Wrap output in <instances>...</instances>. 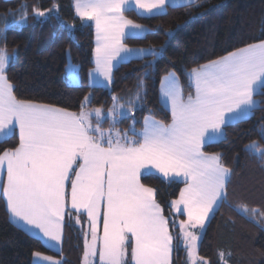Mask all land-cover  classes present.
Here are the masks:
<instances>
[{"label":"snow or ice","instance_id":"1","mask_svg":"<svg viewBox=\"0 0 264 264\" xmlns=\"http://www.w3.org/2000/svg\"><path fill=\"white\" fill-rule=\"evenodd\" d=\"M192 3L74 0V8L82 22L95 24L96 70L111 83L113 61L120 63L132 56L155 58L164 47H127L123 42L126 36H143L150 29L129 19L126 12L136 9L157 15L168 6ZM27 7L20 6L19 19H14L13 25L27 22ZM57 11L55 3L47 9L33 5L31 15L39 19ZM9 27L5 23L0 32ZM14 56L15 49L9 53L6 45L0 46V142L19 130L18 146L0 154V170L6 171L7 177L0 192L10 220L19 228L38 230L36 235L42 234L46 244L54 242L50 246H56L62 239L65 217L79 224L86 215L91 242L85 241L84 264H95L97 257L99 264H173V249L179 248L181 241L188 264H211L199 255L198 242L210 213L228 203L232 170L220 153H206L203 147L223 137L222 126L247 118L259 107L253 97L264 94V39L192 68L188 74L195 95L189 94L186 100L175 74L170 73L163 94L171 103L172 122L145 117L142 131L132 137L127 132L121 134L114 125L118 117L132 111L134 101L120 112L125 105L113 96V106L107 110L112 124L104 129L105 114L101 107H88L89 96L84 97L79 112L18 99L6 71ZM67 78L77 81L74 67L68 66ZM93 80L100 82L99 77ZM243 148L264 165V144L253 140ZM156 173L170 181L183 178L185 184L179 197L170 202L172 210L187 217L179 221L176 235L157 202V190L142 182ZM236 207L264 227V212L242 204ZM101 224L102 235L98 231ZM171 224L177 227L175 221ZM232 255L230 249L218 250V264H230ZM32 256L33 264H61L39 251H33Z\"/></svg>","mask_w":264,"mask_h":264},{"label":"trees","instance_id":"2","mask_svg":"<svg viewBox=\"0 0 264 264\" xmlns=\"http://www.w3.org/2000/svg\"><path fill=\"white\" fill-rule=\"evenodd\" d=\"M54 3L58 5L57 12L32 18L33 5L47 9ZM21 5L28 6L29 16L26 23L17 27L12 24L16 17H12L11 11ZM125 15L150 31L141 37H126L124 44L157 50L163 45V50L155 58L146 56L121 62L114 68L108 87L92 86L88 72L94 65V29L91 23L82 22L77 16L73 0H0V25H10L4 31L0 46L6 45L9 53L15 49L6 71L16 97L78 112L85 96L89 95L88 106L108 109L114 94L127 105L129 101L140 103L138 107L134 103L136 108L131 115L116 122L114 126L121 131L131 126L140 128L147 115L168 124L171 113L158 97V86L166 72L177 73L186 100L189 94L195 93L188 74L192 68L264 39V0H193L191 6H168L163 14L140 15L132 10ZM67 51L71 61L79 66V84H69L63 77ZM143 79L145 85L140 83ZM142 86L144 96L136 100L134 92L139 90L142 95ZM254 98L259 107L250 116L228 123L220 140L203 147L206 153H220L225 165L232 170L227 185L228 203L214 212L198 246L199 255L211 264H218V250L229 249L233 253L230 264H264V227L236 207L242 204L264 212V165L243 148L253 140L264 144L261 139L264 94L254 95ZM103 123L110 124L109 120ZM18 143L19 137L14 132L0 142V154ZM142 182L157 190V202L176 235L182 216L170 208V202L178 197L183 183L157 174L142 178ZM172 221L176 222V228L172 227ZM81 222L84 225L79 226L74 218L69 220L66 216L63 247L57 252L10 220L0 194V264H32L33 251L63 257V264H80L85 217ZM173 264H186L182 246L174 247Z\"/></svg>","mask_w":264,"mask_h":264},{"label":"crops","instance_id":"3","mask_svg":"<svg viewBox=\"0 0 264 264\" xmlns=\"http://www.w3.org/2000/svg\"><path fill=\"white\" fill-rule=\"evenodd\" d=\"M73 6H74V0H73ZM167 8V7H166ZM74 10H75V8H74ZM166 10V9H165ZM164 10V11H165ZM134 11L136 12V13H138V14H140V15H148V14H142V11L141 10H136V9H134ZM89 23H91L92 25H93V29H94V48H93V61H94V65H93V67L89 70V72H88V81H89V84L90 85H92V86H109L111 83H109L108 81H106V80H104V78L102 77V76H100L99 75V72L96 70V58H95V48H96V45H97V40H96V29H95V24H94V22H91V21H88ZM136 23V22H135ZM139 24V23H138ZM142 25V24H141ZM129 36H131V35H129ZM129 36H126V37H129ZM144 36V35H143ZM125 37V38H126ZM133 37H141V36H133ZM124 38V39H125ZM126 45V44H125ZM127 47H129V48H133V49H137V48H145V47H137V46H128V45H126ZM234 51V50H233ZM232 52V51H231ZM226 55V54H225ZM150 56V55H149ZM224 56V55H223ZM144 57H146V56H144ZM131 58H140V57H136V56H132V57H130V58H128L127 60H129V59H131ZM127 60H125V61H127ZM215 60V59H214ZM122 62H124V61H122ZM209 62V61H208ZM208 62H206V63H208ZM121 63V62H120ZM120 63H117L116 61H113V65H114V67L112 68V73H113V70H114V68L118 65V64H120ZM206 63H203V64H206ZM202 65V64H201ZM170 73H174L175 74V78H176V84H177V86H178V88L180 89V92H181V95H182V88H181V82H180V79H179V76L177 75V73L176 72H174V71H168V72H166L162 77H161V80H160V83H159V86H158V97H159V101L161 102V104L167 109V110H169V112L171 113V103H170V101H168V102H166L167 101V97H165L164 96V91L169 87V79H170V77H169V74ZM91 74V75H90ZM93 77H99V83H97V82H94V80H93ZM112 81V80H111ZM195 88V87H194ZM194 95H195V93H194ZM193 95V96H194ZM182 97H183V95H182ZM254 98V97H253ZM255 99V98H254ZM89 108H97V107H90V106H88ZM59 108V107H58ZM69 111V110H68ZM70 112H73V111H70ZM79 112V111H78ZM145 117H149V118H151V119H154V120H157V121H161L160 119H157V118H155V117H153V116H150V115H147V116H145ZM144 117V118H145ZM144 118H143V120H142V125H141V127L140 128H136V127H134V126H131V128L129 129V130H125V131H121L119 128H117L116 126H114V128L115 129H119V131L121 132V134H123V133H125V132H127V135L129 136V137H132L133 135H134V133L135 134H139L141 131H142V129H143V127H144ZM93 119H94V117H93ZM240 119H243V118H238V119H235V120H233L232 122H235V121H237V120H240ZM106 120V119H105ZM163 122V121H162ZM172 122V115H171V121L168 123V124H170ZM109 123H110V120H109ZM231 123V122H230ZM115 124H116V122H115ZM166 124V123H165ZM109 126H110V124L109 125H106L105 123H103L102 124V127L104 128V129H108L109 128ZM225 126V125H224ZM224 126H222V131H223V129H224ZM15 133H17V135H18V137H19V130H18V128L15 130ZM221 139V138H220ZM220 139H218V140H220ZM218 140H216V141H218ZM155 171V170H154ZM157 175H160L161 177H163L162 176V174H160V173H156ZM6 171H2V170H0V184H2V183H4V182H6ZM176 180H178V181H181L182 183H183V186H182V188L181 189H183L184 187H185V184H184V182H183V178H177ZM0 194L2 195V197H3V194H2V192H0ZM178 197H179V195H178ZM177 197V198H178ZM177 198H175V199H177ZM3 199H4V201H5V198L3 197ZM5 204H6V201H5ZM175 212V211H174ZM176 213V212H175ZM178 214V213H177ZM214 213H210V215H209V220L211 219V217H212V215H213ZM9 215V214H8ZM85 217V220H86V222H85V230H83V236H84V250H83V255H82V258H81V263L80 264H84V252H85V241L87 240L89 243L91 242V235H90V228H89V222H88V220H87V217H86V215L84 216ZM9 218H10V216H9ZM66 218V217H65ZM187 217L186 216H182V218L181 219H186ZM180 219V220H181ZM179 220V221H180ZM209 220L206 222V224L209 222ZM179 221H178V224H179ZM79 226L81 225H84V222H81V223H79L78 224ZM22 229H24L26 232H28L29 234H31V235H33V236H35V237H37V238H39L42 242H43V244L45 245V246H47L48 248H50V249H53V250H55V251H57V252H61L62 251V247H63V239H64V234H65V221H64V227H63V231H62V239H61V242L58 244V245H56V246H50L52 243H54V242H49L48 244H46L44 241H45V239L46 238H42V234H39V235H36V232H38V230H35V231H29L28 230V228L27 227H25V228H22ZM99 234L100 235H102V224H101V226H100V228H99ZM171 231V230H170ZM200 243V242H199ZM183 247V246H182ZM183 250H184V252H185V255H187L186 254V250H185V248L183 247ZM42 254H44V253H42ZM44 255H47V254H44ZM173 255H174V249H173V253H172V260H173ZM47 256H50V255H47ZM51 257H53L55 260H59V261H61V264H63V257H55V256H51ZM33 261H34V258H33V256H32V264H33ZM95 264H99V260H98V257L96 258V260H95Z\"/></svg>","mask_w":264,"mask_h":264},{"label":"rangeland","instance_id":"4","mask_svg":"<svg viewBox=\"0 0 264 264\" xmlns=\"http://www.w3.org/2000/svg\"><path fill=\"white\" fill-rule=\"evenodd\" d=\"M18 9H19V8H18ZM18 9L15 10V11H11V13H16L15 16L12 15V17H16V19H19V15H20V13L18 12ZM23 24H24V23H23ZM20 26H22V24L17 25V27H20ZM2 28H3V26L0 25V29H2ZM3 34H4V32H0V41H1L2 37H3ZM66 58H67V61H66V64H65V69H64V72H63V77H64L65 81H66L67 83H69V84H79V83H80V76H79V74H78V79H77L76 82H74V83L69 82V80H68V78H67V68H68V66H72V67H74V68L76 69L77 73H79V68H78L79 66L71 61L69 51H67ZM140 83H142L143 85H145V84H144V79H143ZM106 87H108V86H106ZM137 92H139V90H136V91L134 92V94H135V99H136V94H137ZM144 92H145V89H144V86H142V87H141V94H142V95L139 94V96H140V97H141V96H144ZM88 96H89V95H88ZM113 96H116V95L113 94L112 97H113ZM116 97H117V96H116ZM118 102H119L120 104H124V105H125V108H124V109H119L120 112H124V111L126 110V108H127L128 105L125 104V103H123V102H121V101H119V100H118ZM134 103L137 104V107L140 105L139 102H138V103H137V102H134ZM112 106H113V101H112L111 106H110L108 109L112 108ZM134 108H136V107H135V104H134V106H133V108H132V111H131V112H128L126 116L131 115V114L133 113V111H134ZM108 109H104V108H102V111H103L104 114H105L104 117H103V119H102V123H103L104 120L106 119V120H110V125H111V124H112V119H111V117H109V116L107 115V110H108ZM121 117H124V116H120V117H118L117 120H116V122L119 121V119H120ZM109 127H110V126H109ZM118 130H119V129H118ZM199 242H200V241H199ZM199 242H198V246H199ZM180 246H183L182 241H181ZM183 247H184V246H183ZM198 253H199V252H198ZM186 254H187V253H186ZM186 264H188V257H187V255H186Z\"/></svg>","mask_w":264,"mask_h":264}]
</instances>
